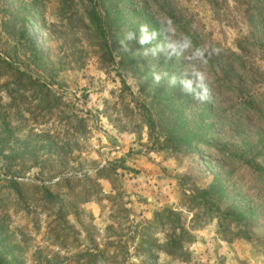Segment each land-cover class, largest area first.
I'll list each match as a JSON object with an SVG mask.
<instances>
[{
    "label": "rangeland",
    "instance_id": "rangeland-1",
    "mask_svg": "<svg viewBox=\"0 0 264 264\" xmlns=\"http://www.w3.org/2000/svg\"><path fill=\"white\" fill-rule=\"evenodd\" d=\"M140 5L126 14L129 58L110 62L86 0H0L2 243L27 263L59 254L70 264L97 245L104 264H264V177L250 167L264 166V0L125 6ZM151 89L167 93L165 107L148 108L152 133ZM165 109L201 125L194 150L162 146ZM41 184L65 200L62 218ZM232 205L250 213L238 226L223 217Z\"/></svg>",
    "mask_w": 264,
    "mask_h": 264
},
{
    "label": "trees",
    "instance_id": "trees-1",
    "mask_svg": "<svg viewBox=\"0 0 264 264\" xmlns=\"http://www.w3.org/2000/svg\"><path fill=\"white\" fill-rule=\"evenodd\" d=\"M90 7L87 10V18L89 23L86 26L93 27V34L96 38V45L99 47L101 53L106 55L110 62L114 61V58L119 57V62L123 59L129 58L127 53L123 49V45L128 43V34H132L134 27L129 24L127 21V13L130 17H135L139 13H143V7H135L133 9L126 7V4H132L133 0H86ZM30 25L33 23L30 21ZM18 38L17 40L20 43H23L27 46L30 51L33 62L36 64L42 63L43 57L37 55L40 52V48L37 47V39L33 35H28L25 27H20L17 31ZM136 38V36H135ZM132 43H136V39H132ZM113 47V49H111ZM6 65H10L8 61H2ZM12 68V67H11ZM19 76L26 75L24 72L15 69L13 71ZM144 76H147V70L144 71ZM165 97L162 94H158L151 89V95L148 97V105H143L145 109V122L150 133L155 130V121L151 115L148 114V108H163L165 107V98H167V93H164ZM172 109V108H171ZM165 109L160 111L158 115L164 117L167 113V116L164 117L167 120V125L170 127L163 137L162 146L166 147L168 143L173 144L175 148H185L189 151L194 150V146L202 140L205 134L200 133L201 125L198 123L195 126V129H190L187 124L181 121V117L178 112ZM3 128L6 130L7 125L3 124ZM250 167L257 173L259 177H264V166L259 165L258 163H250ZM103 170L100 169L96 174H100ZM88 177H84L87 179ZM63 182L69 181L68 178H62ZM9 183L12 189H17L20 185L19 182L10 179ZM60 183L57 181L55 187L59 186ZM40 190L39 198L42 203L48 204V207L53 208L57 207L55 211L56 218H62L63 207L65 205V200L59 193H54L50 186L41 184L38 186ZM215 187L213 184L209 185L208 189L205 191V195L210 196V192H214ZM218 199L222 196H226L224 190H216ZM18 199L20 202H26L24 196L19 194ZM249 211L239 208L236 205H232L223 213V217L228 219V222L235 223L238 226L241 222H245L248 218ZM6 231L4 225H0V264H63L62 257L59 254H54L52 256H44L42 258L38 257L31 263H27L25 259H19L17 256L13 255L10 249L6 247L2 241L7 239L6 235H3ZM94 250V251H93ZM74 259L70 264H104L105 260L103 259V251L94 245L92 249H83L79 250L73 254Z\"/></svg>",
    "mask_w": 264,
    "mask_h": 264
}]
</instances>
